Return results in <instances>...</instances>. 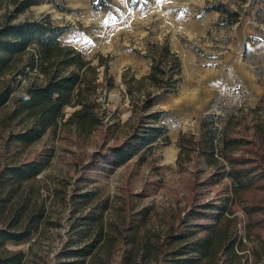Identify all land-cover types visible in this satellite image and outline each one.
Wrapping results in <instances>:
<instances>
[{
  "label": "rangeland",
  "instance_id": "374dc122",
  "mask_svg": "<svg viewBox=\"0 0 264 264\" xmlns=\"http://www.w3.org/2000/svg\"><path fill=\"white\" fill-rule=\"evenodd\" d=\"M91 1L39 0L16 19L47 17L65 28L60 37L63 45L79 51L91 65L104 62L97 70L103 83L98 101L105 126L88 137L77 136L70 126L59 127L21 155L20 161H26L49 154L48 166L32 184L31 197L38 198L45 212L41 229L24 243L8 245L27 255L25 264H57L66 245L84 244L72 226L98 203H105L104 220L110 228L123 217L127 222L135 212L149 210L135 243L99 248L101 260L95 264H123L128 251L132 256L127 264H156L153 248L159 233L180 228L192 206L222 198L229 184L227 178L218 183L212 180L216 168L196 151H189V160L186 152L178 156L179 135L199 140L204 117L215 118L219 137L226 134L242 141L233 152L235 157L264 167V0H107L108 7L96 11ZM215 6L235 12L236 20L230 23L231 17L215 11ZM11 8L10 0H0V23ZM161 46H167L181 65L177 89L157 99L152 108L166 112L160 123L167 129L168 141L157 142L112 172L100 171L96 167L99 156L109 158L110 149L123 142L137 120L125 82L149 73L151 61L146 56H154L153 47ZM28 56H23L22 64L29 61ZM24 67L25 74L16 73L13 80L15 92L42 78L39 70ZM109 78L113 86L107 88L104 83ZM135 93L141 96L139 90ZM74 109L64 108L62 122ZM6 141L0 138L2 162L10 154ZM220 161L228 171V162ZM87 190L96 194L90 204L82 203L78 195ZM244 198L264 204V194L258 192L246 193ZM234 206L238 233L246 242L247 218L239 203ZM260 233L264 235V230ZM145 242L152 248L149 252Z\"/></svg>",
  "mask_w": 264,
  "mask_h": 264
},
{
  "label": "trees",
  "instance_id": "16d2710c",
  "mask_svg": "<svg viewBox=\"0 0 264 264\" xmlns=\"http://www.w3.org/2000/svg\"><path fill=\"white\" fill-rule=\"evenodd\" d=\"M10 3L12 8L0 23V138L7 140L6 149L10 153L8 160L0 161V264H25L27 255L10 250L8 245L24 243L41 229L45 212L38 198L31 197L32 184L48 166L49 154L26 161H20L21 155L59 127L70 126L77 136L88 137L105 126L104 109L98 101L102 91L99 86L103 83H99L97 70L104 62L91 65L79 51L63 45L60 37L65 28L54 25L47 17L16 21L39 0H10ZM108 5L107 0L91 1L95 11L104 10ZM213 9L231 17L230 23L236 20L233 11L221 6ZM153 49L155 55L146 56L151 61L149 73L125 82L132 108L138 113L137 120L123 142L110 149L109 158L104 154L99 156L96 167L100 171L112 172L139 153L151 150L157 142L168 141L167 129L160 123L166 112L152 108L157 99L177 89L181 65L167 46ZM26 54L29 61L22 64ZM24 66L39 70L42 78L15 92L13 80L16 73L25 74ZM106 71L105 66L103 76ZM6 75L14 78L7 79ZM106 81L105 87L113 86L110 78ZM135 90H139L141 96L137 97ZM67 106L75 109L62 122ZM214 119L212 115L202 119L199 140L179 135L178 156L184 157L186 152L189 160V151H196L208 166L216 168L212 180L218 183L227 178L229 184L222 198L192 206L180 221V228L159 233L153 248L156 264H264V235L260 233L264 230V204L248 203L244 198L246 193L264 194V167L247 158L235 157L233 152L242 141L226 134L219 137L213 126ZM111 124L116 126L115 122ZM216 142L220 143V149ZM220 159L228 162V171ZM78 195L86 204L94 202L96 197L93 190ZM235 203L242 206L247 218L246 242L238 233ZM96 205L82 217V222L72 226L75 236L84 244L66 245L60 254L62 260L57 264H95L100 256L99 248L135 243L148 208L135 212L127 222L123 217L120 224L110 228L104 220L105 203ZM144 246L147 252L152 249L146 242ZM248 250L252 256L250 262ZM131 256L132 251H128L123 256V264H127Z\"/></svg>",
  "mask_w": 264,
  "mask_h": 264
}]
</instances>
